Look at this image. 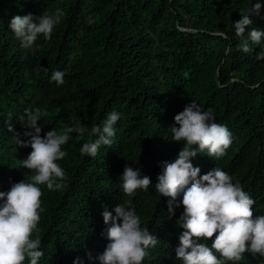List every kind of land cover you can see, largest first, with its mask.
Instances as JSON below:
<instances>
[{
  "label": "trees",
  "instance_id": "trees-1",
  "mask_svg": "<svg viewBox=\"0 0 264 264\" xmlns=\"http://www.w3.org/2000/svg\"><path fill=\"white\" fill-rule=\"evenodd\" d=\"M239 2L0 0V120L26 106L31 92L44 98L48 130L61 132L80 121L90 131L109 113H120L110 148L82 156L83 143L96 137L70 133L62 146L68 154L57 161L65 187L40 186L42 211L32 237L41 240L38 264L77 260L103 222L97 194L109 189L121 196L118 166L141 153L154 132L155 116L131 99L145 88L164 92L167 112L195 101L228 128L230 147L219 158L205 155L204 164L227 172L255 201L254 216L264 215V59L258 58L264 48L248 59L234 40L213 33L229 23ZM58 11L51 39L40 36L28 49L8 27L15 15ZM54 71L64 73L63 84L50 79ZM147 204L136 203L145 219L155 209Z\"/></svg>",
  "mask_w": 264,
  "mask_h": 264
},
{
  "label": "clouds",
  "instance_id": "clouds-1",
  "mask_svg": "<svg viewBox=\"0 0 264 264\" xmlns=\"http://www.w3.org/2000/svg\"><path fill=\"white\" fill-rule=\"evenodd\" d=\"M61 15H15L8 27L28 49L40 36L51 39ZM227 20L213 33L234 40L244 57L264 48V0H240ZM63 77L54 71L50 79L59 85ZM163 93L145 88L131 97L135 108L155 116L154 132L141 153L118 166L121 196L109 189L97 194L103 222L70 264H264V215L254 216L255 201L227 172L204 164L205 155L225 154L230 131L195 101L167 112ZM7 113L0 120V264H38L41 240L32 237L42 211L40 186L65 187L57 161L68 154L62 146L70 133L96 137L83 143L82 156L110 148L120 113H109L90 131L80 121L61 132L48 130L44 98L37 92L26 106ZM139 201L155 207L147 219L137 210Z\"/></svg>",
  "mask_w": 264,
  "mask_h": 264
}]
</instances>
